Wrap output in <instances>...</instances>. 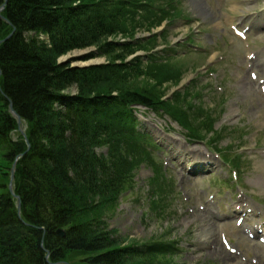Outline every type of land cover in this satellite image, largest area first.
Segmentation results:
<instances>
[{"label":"trees","instance_id":"trees-1","mask_svg":"<svg viewBox=\"0 0 264 264\" xmlns=\"http://www.w3.org/2000/svg\"><path fill=\"white\" fill-rule=\"evenodd\" d=\"M6 1L5 20L0 18V42L5 41L0 45V264L145 262L146 257L134 261L121 248L122 241L100 230L138 163L130 136L109 129L115 123L108 125L104 112L97 114L99 106L114 104L115 92L122 94L120 81L137 79L121 74L133 50L109 41L118 35L132 37L135 27H127L113 0ZM33 33L47 35L49 43ZM88 47L105 54L108 66L59 63L64 54ZM109 82L115 87L103 91L99 84ZM128 92L155 105L153 99ZM11 104L25 124L28 142L9 113ZM110 137L117 148L98 154L101 142ZM140 152L145 154L142 147ZM14 163L20 211L9 191ZM60 229L64 237L57 234ZM158 245L150 247V264L163 260L165 252Z\"/></svg>","mask_w":264,"mask_h":264},{"label":"rangeland","instance_id":"rangeland-1","mask_svg":"<svg viewBox=\"0 0 264 264\" xmlns=\"http://www.w3.org/2000/svg\"><path fill=\"white\" fill-rule=\"evenodd\" d=\"M183 1V2H182ZM263 0H240L238 1V7L241 8V13H246L252 10V8L258 3ZM181 8L186 11H188L189 1L188 0H181ZM228 13L240 15L236 13L234 10L229 9ZM147 14L145 11L142 15L144 17ZM176 29H179L177 25L175 26ZM181 30V29H179ZM181 33H184L181 30ZM142 35L141 33L137 34V37ZM145 36V35H144ZM180 35H177L173 32L169 33L167 36V41L170 44L168 46H173L175 43V38H178ZM44 39V38H43ZM47 39L44 41L46 42ZM257 46L264 45V39L258 40L255 43ZM167 47V46H164ZM163 47V48H164ZM162 48V49H163ZM234 47L231 49H225L217 56L222 55L225 57L224 61L225 64L218 67V70L221 71L224 67H226L230 60L227 58L231 57L234 58ZM86 54H82L80 52H74L69 54L67 57H63L60 59V63H64L69 60V63H72L74 66H80V67H86L87 64L91 63L88 60H83V57ZM230 58V59H231ZM99 60V62H104L105 58L103 57H97V59L92 60L94 63L95 61ZM208 58L203 59L202 62L199 64H204ZM244 62V59H242ZM221 60H218L220 62ZM232 62V60H231ZM96 63V62H95ZM197 63V62H196ZM196 66V64L194 65ZM241 70H235L232 66L230 69L234 70L238 76L241 78V80L246 81L241 75L240 72L245 70V63L240 67ZM192 78L191 74L189 76H185L182 83L186 84L188 80ZM158 81H155L157 83ZM239 82H241L239 80ZM135 84L138 86V88L143 89L146 87V83L143 82H132V84H127V82L124 80L120 81V89L122 88L123 91H132L135 88ZM101 89L103 91L109 90L111 87L114 88L115 84L112 82L108 84H99ZM176 86V85H174ZM174 88V87H173ZM171 89V88H170ZM168 89V92H166L163 98H169L170 94H172L173 89ZM175 90V89H174ZM76 94L77 90L71 91ZM141 92H147L145 89ZM225 94L229 95L230 99L232 100V95L227 91H222ZM222 92H212L211 98L208 96L204 97V101H206L207 104L210 105V108L215 109L216 111H219L221 113L224 112V108L226 107L224 102L225 100L223 97L221 98ZM98 92V94H100ZM161 96L160 94H158ZM238 102H241L242 105L241 108H245V105H251L250 108H248V113L245 114V116L242 117V123L243 126H249L248 132L245 134L246 139H243L241 141L242 144H244V147H242L239 152L233 153V155L243 153L245 154L246 158L248 159L247 163L243 165V178L242 181H239V177L236 182L240 184L241 187L245 189V193H255L257 195H262V198H264V167L260 166V163L264 164V102L261 100V98L257 99H251L247 97L246 99L242 98L241 96L236 95L235 97ZM230 100V101H231ZM182 107L183 110H186L189 105H192L190 99L184 104ZM187 108H186V107ZM194 108V105H192ZM239 109V108H238ZM256 112V117H252L250 113ZM218 117H221L216 114ZM138 119H140V126L139 129L143 130L145 133H149L152 135V137L155 138V140L162 141L165 137H167L168 129L167 125L170 127H173V124H171L168 120H162L160 118H157L155 116L145 117L143 118L140 116ZM191 121H193L194 117L190 115ZM224 123L223 121H219L215 124L216 129L221 128ZM25 127V126H24ZM176 132H178L180 129L175 125ZM171 137L177 139L176 135L172 133L170 135ZM180 137V136H179ZM239 139L242 138L238 135ZM236 136V139L238 138ZM169 141V140H168ZM167 141V142H168ZM237 140H234L233 138H226L219 144V149L221 150H232V143H236ZM112 142V143H111ZM102 147L97 150V153L100 154L101 152L103 154L110 153L111 149H116L117 144L113 141V139L106 138L104 141L101 142ZM246 146V147H245ZM181 153H186V150H180ZM197 152L199 153L200 150L197 149ZM204 153V151H203ZM257 156V157H256ZM259 158V159H258ZM258 159V160H257ZM164 169L166 170L167 167L164 166ZM160 173L165 174V172L161 169ZM137 184H136V192L134 194H127L125 193L124 196L125 199L122 201V197L120 200V203L117 208H113L115 212L109 214L108 216L104 217V226H100L101 232H104V235L111 236L114 238V240L122 241L124 244L121 248H125L128 253L133 254L131 257L134 261H137L138 259H142L143 255L140 254L141 250L139 248H145L146 245H149L153 241H161L164 240H176L180 242L189 241L191 244H195L197 240L198 234H202L203 227L207 226L209 230L212 232L213 235H218V230H222V232H225L227 237L231 238V235L233 238H235L236 245L241 242L239 246H237L239 249L242 250L243 255L247 260L250 262L246 264H253L252 261L254 260L255 256L262 257L264 254V250L254 248L253 246H249V244H246L245 237L242 236L239 229L232 223L228 222V224L220 225L218 224L215 228L209 227L210 222H208V212L212 208L213 205H211L210 196L215 195L218 192H225L224 187L215 185L214 189L208 188V185H202L201 183L197 182L194 183V185H189L185 183L183 180H180L176 174L168 173V182L167 184H164L161 180V176L157 174L154 167H149V164L146 162V165L143 166L137 173ZM261 179L263 181V184H258L257 180ZM173 182H172V181ZM229 178H226L225 180H221L220 182L222 184L226 183ZM159 184L164 186H159ZM151 188H155L159 186V189L157 192H162L163 196H165L167 199H169V203L165 204V212H160V214L157 211V209H151L150 206H147L145 208V204L148 203L150 200L148 190ZM173 186L175 187V193H174V199L170 202V198L172 199V191ZM239 186V185H237ZM236 186V187H237ZM203 187H206V192L203 194L201 191L204 190ZM221 187V188H220ZM220 188V189H219ZM236 192H240V188L235 189ZM127 194V195H126ZM217 195V194H216ZM113 204L110 205V207ZM202 208L204 210H202ZM159 222L156 221V218H160ZM212 226V225H211ZM188 232V233H186ZM217 245V247H216ZM183 246V245H182ZM185 248V247H184ZM134 253H132V250ZM195 249V248H194ZM193 248H190L188 250L185 249L184 253L179 257L178 263L179 264H205L208 261L213 262L214 264H235L237 262H240V258H238L239 261L232 260V258H229V260L221 259L223 258L225 250L221 247V241L220 238H217V241L214 245V247L209 250V246L206 244H201V249L194 250ZM224 250V251H223ZM252 252L251 254L248 251ZM200 251V253L198 252ZM226 253V251H225ZM217 254V257L215 256ZM227 254V253H226ZM232 257V256H231ZM236 258V257H235ZM138 263V262H137ZM135 263V264H137ZM262 264V263H261Z\"/></svg>","mask_w":264,"mask_h":264},{"label":"bare ground","instance_id":"bare-ground-1","mask_svg":"<svg viewBox=\"0 0 264 264\" xmlns=\"http://www.w3.org/2000/svg\"><path fill=\"white\" fill-rule=\"evenodd\" d=\"M190 3L192 4L191 8L195 12V14H197V15H203V14L207 15L208 6H207V4H205V2L203 0H190ZM250 114H251L252 117H256V112H252ZM257 183L258 184H263V181L261 179H259V180H257ZM215 256L217 257V254H215ZM221 259L229 260V258L227 256H223V258H221ZM235 264H242V263L237 262Z\"/></svg>","mask_w":264,"mask_h":264},{"label":"water","instance_id":"water-1","mask_svg":"<svg viewBox=\"0 0 264 264\" xmlns=\"http://www.w3.org/2000/svg\"><path fill=\"white\" fill-rule=\"evenodd\" d=\"M5 6H3L2 8H0V12L4 9ZM19 119V118H18ZM57 234L59 235V237H64L65 234L63 232V230L60 229V231L57 232Z\"/></svg>","mask_w":264,"mask_h":264}]
</instances>
